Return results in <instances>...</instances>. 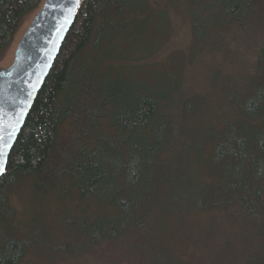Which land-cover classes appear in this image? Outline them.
Instances as JSON below:
<instances>
[{"label":"trees","instance_id":"trees-1","mask_svg":"<svg viewBox=\"0 0 264 264\" xmlns=\"http://www.w3.org/2000/svg\"><path fill=\"white\" fill-rule=\"evenodd\" d=\"M79 263L264 264V0L81 1L0 179V264Z\"/></svg>","mask_w":264,"mask_h":264},{"label":"water","instance_id":"water-1","mask_svg":"<svg viewBox=\"0 0 264 264\" xmlns=\"http://www.w3.org/2000/svg\"><path fill=\"white\" fill-rule=\"evenodd\" d=\"M79 7L70 14L73 0H44L17 44L14 62L0 67V136L10 144L5 172L12 149L75 23Z\"/></svg>","mask_w":264,"mask_h":264},{"label":"rangeland","instance_id":"rangeland-1","mask_svg":"<svg viewBox=\"0 0 264 264\" xmlns=\"http://www.w3.org/2000/svg\"><path fill=\"white\" fill-rule=\"evenodd\" d=\"M41 5L39 6V8L37 10H35L34 12L29 14L25 18V22L23 23V25L21 26V28L17 31V33L15 35L14 43L12 44V46L10 47V49L6 52V54L4 56H2V57L0 56L1 57L0 58V67H8L14 62L17 44L20 41L23 34L25 33V31L27 30V28L29 27V25L31 24V22L34 18V15L40 9ZM170 19H171L172 31L168 37L167 42H165V46L162 48V52H161L160 57H159V60H161L164 63L167 60L172 58L169 56L170 54H173V55L178 54V59H179V56L186 57V55L190 51L189 49H190V46L192 43L191 27H190L189 21L186 22L180 16V14L178 12H175V11L170 13ZM167 56H169V57L165 61ZM179 60L183 61V65H186L184 62V59H179ZM219 60L222 61L223 58L220 57ZM189 65H192V67L194 66V64L191 62ZM166 66L169 68L168 70L179 73V70H177L176 68H173L174 65L172 63H169ZM13 202L15 204V199ZM224 253H225L226 257H228L229 252L227 250H225ZM90 264H94V263H90Z\"/></svg>","mask_w":264,"mask_h":264},{"label":"snow or ice","instance_id":"snow-or-ice-1","mask_svg":"<svg viewBox=\"0 0 264 264\" xmlns=\"http://www.w3.org/2000/svg\"><path fill=\"white\" fill-rule=\"evenodd\" d=\"M80 0H73V8L70 9V14L72 11L75 10V8L79 7ZM10 147V144L3 136H0V175H3L5 173V163H6V155L7 150Z\"/></svg>","mask_w":264,"mask_h":264}]
</instances>
